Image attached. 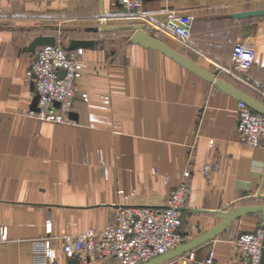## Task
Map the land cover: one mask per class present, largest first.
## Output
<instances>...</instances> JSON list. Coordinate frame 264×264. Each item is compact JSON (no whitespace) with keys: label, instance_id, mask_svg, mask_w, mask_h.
<instances>
[{"label":"crops","instance_id":"1","mask_svg":"<svg viewBox=\"0 0 264 264\" xmlns=\"http://www.w3.org/2000/svg\"><path fill=\"white\" fill-rule=\"evenodd\" d=\"M260 9L264 0H142L146 18L140 21L118 0H0V228H6L0 264H37L34 243L45 239L56 251L53 264H116L64 256L61 239L103 230L118 206L163 204L186 168L191 175L180 232L187 240L220 221L215 211L263 205L255 194L264 141L239 142L237 100L129 42V30L85 31L102 18L107 25L140 22L210 71L230 65L236 42L251 41L250 86L223 71L218 76L264 104V15L233 16ZM170 11L193 19L186 45L163 30ZM57 19L74 23L62 27ZM37 35L54 36L55 44L65 38V48L73 39L93 42L77 47L82 68L69 123L27 115L35 96L25 73L39 48L32 53L27 47ZM260 222L259 212L242 216L192 251L201 258L213 248L214 264H249L232 241Z\"/></svg>","mask_w":264,"mask_h":264},{"label":"built area","instance_id":"2","mask_svg":"<svg viewBox=\"0 0 264 264\" xmlns=\"http://www.w3.org/2000/svg\"><path fill=\"white\" fill-rule=\"evenodd\" d=\"M132 18L144 21L142 0H118ZM105 21L104 18L100 19ZM193 19L190 15L167 13L163 30L186 45L191 37ZM82 49L67 50L60 44L39 47L31 60L24 82L32 86L36 98L34 108L27 115L53 124L69 123L73 106L75 83L81 76L79 55ZM255 46L251 41H238L233 45L230 65L217 67L243 85L250 86L247 73L255 60ZM81 98L86 101L87 94ZM106 102V101H105ZM237 132L239 142L257 146L264 141V115L253 112L244 103L237 102ZM212 141H210V144ZM211 172L204 166V174ZM190 169L181 172L177 185L171 189L161 205L118 206L113 222L101 231L62 237V253L77 260L114 259L116 264H142L149 259L174 249L185 242L180 232L183 211L189 192ZM264 223L253 230L243 231L233 239L234 247L249 264H260ZM6 240V228H0V241ZM37 264H53L56 251L50 239L34 243ZM182 264H214V250L197 257L193 251L182 256Z\"/></svg>","mask_w":264,"mask_h":264},{"label":"water","instance_id":"3","mask_svg":"<svg viewBox=\"0 0 264 264\" xmlns=\"http://www.w3.org/2000/svg\"><path fill=\"white\" fill-rule=\"evenodd\" d=\"M262 15H264V9L239 12V13H235L233 16L236 18H243V17L262 16ZM120 30L131 31V34L129 35V42L138 44L145 48L153 49L161 53L162 55L171 59L178 65L190 71L191 73L202 78L206 82L211 83L218 90L223 91L224 93L228 94L238 102L244 103L253 112L264 115L263 103H261L251 95L247 94L243 90L239 89L238 87L234 86L233 84L227 82L223 78L219 77L218 71L216 69L210 71L200 66L199 64L195 63L194 61H192L185 55L181 54L177 50L173 49L172 47L166 45L159 39L150 35L145 30V25L143 23L136 22V23L123 24V25H107L105 21H101L99 26L97 27L85 28V31L88 32H97V31L110 32V31H120ZM55 43H56V39L54 36L37 35L30 41L27 50L29 52L34 53L37 47L53 46L55 45ZM92 44H93L92 41L73 39L69 41V45L66 48L68 50H72L77 47L86 48L91 46ZM35 101L36 98L34 97L33 108L35 105ZM263 187H264V172L257 193L255 194L256 199L264 200V194L262 193ZM256 212L260 213L261 221L264 223V204L245 206V207H240L237 209H231L226 211L223 210L215 211L220 221L212 228L194 237L191 240H187L181 243L174 249H171L163 254L157 255L156 257H153L142 264H164L168 261L179 258L183 256L185 253L194 250L197 247L214 239L216 236L222 233L226 228H228L235 220L239 219L240 217ZM73 264H76V262ZM260 264H264V235L262 241V253H261Z\"/></svg>","mask_w":264,"mask_h":264},{"label":"rangeland","instance_id":"4","mask_svg":"<svg viewBox=\"0 0 264 264\" xmlns=\"http://www.w3.org/2000/svg\"><path fill=\"white\" fill-rule=\"evenodd\" d=\"M58 20V19H57ZM59 21V24L62 26V27H65L66 25H70V24H72V23H74V22H72V21H65V20H58ZM59 35H63V36H65L66 37V34L64 35L63 33H59ZM64 40H65V38H63V40H61V43H60V45H62V46H64L65 45V42H64ZM182 225V224H181ZM253 230V229H252ZM248 231H251V230H248ZM182 234V233H181ZM183 235V234H182ZM184 236V235H183ZM185 237V236H184ZM185 241H187V239H186V237H185V239H184ZM192 251V250H191ZM190 252V251H189ZM188 253V252H187ZM186 254V253H185ZM184 254V255H185ZM180 258V262H181V264H182V256L181 257H179Z\"/></svg>","mask_w":264,"mask_h":264}]
</instances>
